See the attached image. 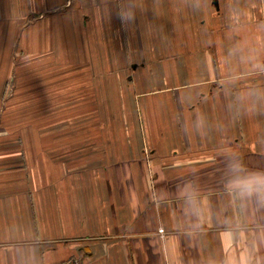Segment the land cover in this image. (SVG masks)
Here are the masks:
<instances>
[{
  "label": "crops",
  "instance_id": "obj_1",
  "mask_svg": "<svg viewBox=\"0 0 264 264\" xmlns=\"http://www.w3.org/2000/svg\"><path fill=\"white\" fill-rule=\"evenodd\" d=\"M263 65L264 0H0V264H264Z\"/></svg>",
  "mask_w": 264,
  "mask_h": 264
},
{
  "label": "built area",
  "instance_id": "obj_2",
  "mask_svg": "<svg viewBox=\"0 0 264 264\" xmlns=\"http://www.w3.org/2000/svg\"><path fill=\"white\" fill-rule=\"evenodd\" d=\"M263 70H264V65H263ZM159 231H160L161 234H164V228L163 227L160 228ZM73 264H79V263H73Z\"/></svg>",
  "mask_w": 264,
  "mask_h": 264
}]
</instances>
